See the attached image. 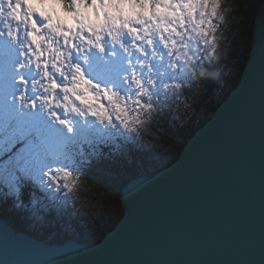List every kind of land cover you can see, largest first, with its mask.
I'll list each match as a JSON object with an SVG mask.
<instances>
[{"label":"water","instance_id":"water-1","mask_svg":"<svg viewBox=\"0 0 264 264\" xmlns=\"http://www.w3.org/2000/svg\"><path fill=\"white\" fill-rule=\"evenodd\" d=\"M121 205L97 243H49L0 217V264H264V0L239 84Z\"/></svg>","mask_w":264,"mask_h":264},{"label":"snow or ice","instance_id":"snow-or-ice-1","mask_svg":"<svg viewBox=\"0 0 264 264\" xmlns=\"http://www.w3.org/2000/svg\"><path fill=\"white\" fill-rule=\"evenodd\" d=\"M176 3L188 11L172 25L157 26V32L163 28L159 44L146 39L147 32L141 35L134 29L130 30V40L110 33L112 43L108 44L100 36L90 38L82 31L57 25L28 0H0V21L7 18L23 25L25 36L21 40L22 29L13 30L11 24L0 30L8 49L0 59L7 63L9 82L0 110V164L5 165L0 189L20 201L22 178L43 184L48 176L49 182L67 181L71 185L73 172L79 171L86 157L82 149L87 146L96 151L98 146L112 143L111 133L99 139H81L85 130H92L99 122L105 129L123 126L135 131L132 126L143 123L142 113L170 102L169 93L173 99L180 94L177 90L184 83L185 54L175 51L178 45L173 37H180L186 46L184 34L190 30L196 35L187 39L198 37L199 51L205 47L206 31H215L216 20L214 14L199 18L193 14L198 0Z\"/></svg>","mask_w":264,"mask_h":264},{"label":"trees","instance_id":"trees-1","mask_svg":"<svg viewBox=\"0 0 264 264\" xmlns=\"http://www.w3.org/2000/svg\"><path fill=\"white\" fill-rule=\"evenodd\" d=\"M57 1L69 16L67 17L69 22H75L76 17L69 14L73 13V0ZM262 4L263 0H231L226 9L228 16L226 24L218 23L215 35L213 33L209 36L203 42L205 47L199 51L196 44L198 38L194 39V46L188 49L183 46L182 40L177 41L178 47L175 51L185 54L182 73L184 83L180 89L182 100L179 101L182 104L179 113L170 111L163 113V106L158 105L150 113L141 114L144 125L138 127L137 132H129L123 126L119 129H105L97 125L92 130H85L82 133L81 139H99L111 133L112 143L98 146L96 151L85 146L82 151L86 157L79 171L73 172V180L80 181L92 190L94 195L115 200L120 211L112 222H109L110 218L106 221H97V229L93 232L86 231L82 223L74 221L73 233L65 227L67 220L52 212L50 218L54 220L58 232L55 236L56 243L62 244L70 238L85 243L100 242L116 227L124 214L121 193L126 184L140 176L152 175L179 158L188 140L199 127L209 121L218 106L239 84L251 55L255 22ZM188 57L193 59L189 60ZM195 57L199 61L198 64ZM189 66L195 69L194 73L189 72ZM100 128L103 129L99 132ZM144 130L156 137L153 139L156 145L151 144L148 139L136 142L140 137H146V134L143 136ZM70 147L79 149L77 145ZM4 167L5 165L0 164V173ZM54 170L55 166L53 172ZM47 180L48 177L45 176L44 181ZM20 183L22 188L20 201L7 194L6 189H0V217L6 219L17 230L28 231L53 243L51 234L43 235L40 230L36 231L28 212L34 203L48 201L49 187L45 188L44 183L38 184L23 178Z\"/></svg>","mask_w":264,"mask_h":264},{"label":"rangeland","instance_id":"rangeland-1","mask_svg":"<svg viewBox=\"0 0 264 264\" xmlns=\"http://www.w3.org/2000/svg\"><path fill=\"white\" fill-rule=\"evenodd\" d=\"M73 13H69L71 16L76 17L75 22H69V17L64 9L60 7V3L57 0H28V3L32 5L39 13L46 14L52 17L56 24L66 27L73 32L82 31L83 34L90 38L100 36L108 44L112 42L108 40L110 33L116 34L121 40H130V30H136L141 35L147 32L146 39L151 38L157 41L159 44L158 36L160 32H163V28L160 32L155 29L158 25H172L175 23V18H178L187 9L178 6L176 0H73ZM231 4V0H198V6L192 10L194 15L207 16L214 14L215 23L226 24L227 20V6ZM226 7V8H225ZM20 10H17L19 14ZM226 13V14H225ZM187 19V17H185ZM8 24L12 25L13 30L17 27L21 28L20 39L25 40L23 25H17L15 21H10L5 18L0 21V30H5ZM177 29L183 33V29L179 24L176 25ZM201 27L208 29L209 25H201ZM215 31H206L205 35L207 39ZM47 34V33H45ZM195 36L190 30L184 34V40L187 41V45L183 46L187 49L194 46L195 40H189L187 37ZM167 38V34L165 33ZM198 38V37H197ZM196 38V39H197ZM6 37H0V58H4L8 54V49L4 43ZM176 41H180V37H173ZM206 39V40H207ZM214 39V38H213ZM221 40V39H220ZM216 41V40H215ZM26 42V41H25ZM200 42L199 38L196 44ZM184 43V42H183ZM130 47V45H129ZM131 51V48H130ZM14 58V57H13ZM39 78V77H37ZM176 81H170L175 83ZM9 82L7 80V63L0 59V110L4 107L5 97L9 90ZM180 94L174 99L172 94L169 93L168 101L162 104V112H178L181 107V90H177ZM181 98V99H180ZM177 116V115H175ZM180 116V115H178ZM139 123L133 125L136 132L144 124ZM99 126V122L96 126ZM104 127L103 125H100ZM103 129V128H102ZM101 128L98 129L100 132ZM129 132H132L128 130ZM145 138H139L136 142H142L144 139L156 145L154 138H156L147 130L143 131ZM149 137V138H148ZM62 175V174H61ZM48 177V176H47ZM49 187L50 197L48 201L36 202L28 210L29 215L33 219L34 228L36 231L40 230L41 234H51L53 243L55 242V236L57 235L56 225L54 220L50 218L52 212H56L63 219H66L65 227L67 230L73 233L75 225L74 221H79L84 225L86 231H96L97 221H106L110 218L114 220L118 212L120 211L117 202L110 198L103 197L102 195L93 194V191L85 187L80 181H74L71 185L67 181H47L43 182ZM72 187V191L68 190V187ZM47 187V188H48ZM55 196V199L52 197Z\"/></svg>","mask_w":264,"mask_h":264},{"label":"clouds","instance_id":"clouds-1","mask_svg":"<svg viewBox=\"0 0 264 264\" xmlns=\"http://www.w3.org/2000/svg\"><path fill=\"white\" fill-rule=\"evenodd\" d=\"M190 60V59H189ZM194 71H195V69H193V68H191L190 66H189V72H193L194 73Z\"/></svg>","mask_w":264,"mask_h":264}]
</instances>
